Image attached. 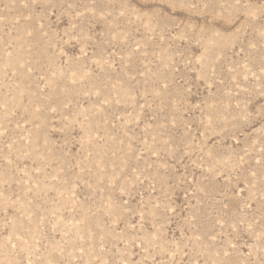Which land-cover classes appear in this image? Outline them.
<instances>
[{
	"label": "rangeland",
	"instance_id": "1",
	"mask_svg": "<svg viewBox=\"0 0 264 264\" xmlns=\"http://www.w3.org/2000/svg\"><path fill=\"white\" fill-rule=\"evenodd\" d=\"M0 264H264V0H0Z\"/></svg>",
	"mask_w": 264,
	"mask_h": 264
}]
</instances>
